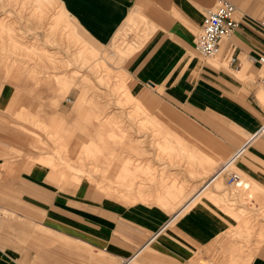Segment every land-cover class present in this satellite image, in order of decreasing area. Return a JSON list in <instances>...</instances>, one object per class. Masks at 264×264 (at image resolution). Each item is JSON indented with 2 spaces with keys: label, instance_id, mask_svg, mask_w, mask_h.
I'll return each mask as SVG.
<instances>
[{
  "label": "crops",
  "instance_id": "crops-1",
  "mask_svg": "<svg viewBox=\"0 0 264 264\" xmlns=\"http://www.w3.org/2000/svg\"><path fill=\"white\" fill-rule=\"evenodd\" d=\"M213 1L0 0V264H198L201 259L264 264V241L255 246L243 239L252 227L246 225L244 212L264 204V64L252 60L264 56V0H229L236 7L238 26L223 40L220 54L207 58L197 53L196 39ZM56 16L61 18L57 24ZM124 35L132 44L118 48L113 59H124V68L138 84L157 85L164 98L167 94L186 107L179 109L181 116L200 129L190 126L178 133L176 129L183 126L178 109L157 93L162 108L157 109L155 132L164 138L162 146L169 106L174 147L183 143L184 133L205 166L214 163V154L217 157L220 172L210 175L183 173L176 167L179 161L170 168L179 181L202 184L177 208L171 203H125L116 198L137 195L135 188L111 182L109 188L106 183L85 184L70 166L84 164L86 145L101 149L105 141L99 139L101 126H96V138L84 144L79 131L69 135L65 128L52 125L54 117L59 122L61 116L78 117L68 104L74 95L52 107L55 94L69 89L68 82L48 71L21 75V69L48 70L52 63L68 68L79 55L83 60L87 40L111 46ZM231 51L237 56L234 63L226 58ZM38 54L54 60L36 62ZM77 62L71 68L80 69L82 61ZM25 117L44 124L45 135L31 125L28 132L35 135L23 130ZM134 131L127 139L132 148ZM207 138L214 146H205ZM43 144L57 156L40 158L45 157L37 152ZM203 146L213 148L212 154ZM23 150L30 154L23 156ZM107 153L102 152L100 164L137 163L133 152L127 151L125 159ZM148 157H141L142 162L146 158L148 164ZM152 163L172 165L166 160ZM234 167L242 170L244 176L239 174L257 197L246 201L247 191L230 182V173L223 171ZM213 181L221 187L212 186ZM150 191L156 195L161 190ZM256 235L251 243L258 242Z\"/></svg>",
  "mask_w": 264,
  "mask_h": 264
},
{
  "label": "rangeland",
  "instance_id": "rangeland-1",
  "mask_svg": "<svg viewBox=\"0 0 264 264\" xmlns=\"http://www.w3.org/2000/svg\"><path fill=\"white\" fill-rule=\"evenodd\" d=\"M217 1L218 0H214L213 5H210L207 9H213L216 6ZM262 10H264V5L262 6L261 11ZM60 19V16H56L55 23L57 24ZM0 26H3L1 22ZM128 41L129 37L124 35L120 38V40L116 41L111 46H99L96 45L94 41L89 39L83 47V60L80 59L82 55H79V59H76L73 63L71 62L72 64H68V68L59 69L56 66V63H52V69H41L36 65L34 61L35 58H31L29 56L30 59H28V61H33L32 64H35L37 68H28L25 70L21 69V75L24 76L27 74L29 76H33L35 72H41L44 75V73L48 71L55 77H58L57 79L62 78L68 82L69 89L60 95L55 94V97L52 100V107L56 108L62 100H64V102L70 101L71 96L74 95L72 102H69L68 104L69 107L74 108L78 117L77 115L61 116L59 118L60 122L59 120L57 121L58 118L54 117L52 119V125H57L59 126V129L62 130L65 128L69 135L72 134V131L74 134L75 130L79 131V134H83L84 136V144L90 139L93 140V138H96V126H101L102 133L99 139L102 141L101 137L105 138V141L102 142L103 144L101 149L88 147L86 145L83 151L84 164L79 166H70V171L82 175V177L86 180L85 184L100 187V183H106V188H109L108 184L111 182L113 184H117L118 187H128L130 189L135 188L138 190L137 195L130 197L126 196L124 193L116 198L125 203L137 201L171 203L172 206H174L173 208H177L181 205V201L186 199L185 195L200 189L202 184L201 182H188L185 180L179 181L178 177H176V172H171L170 168L172 169V167H175L174 163L179 161L176 167L182 168L183 173L187 171L195 177L210 175L213 172H220L219 169L217 170V157L214 154V163L205 166V160L203 157H200V152L197 149L193 150L190 148L188 145L189 143L185 141L184 133H182L183 143H178V147H174V117L172 110L169 111V106H166L165 110L166 133L165 144L162 146L164 138L162 135L157 136L155 131L158 126V117L156 116L157 109L162 108L157 93L162 95L164 98L163 92L158 89L157 85L148 86L147 84H138V81L129 74V70L124 68V59H119L117 61L114 60L112 56L113 52H116L118 48L124 46L126 47L132 44H128ZM197 53L200 54L198 51ZM68 56L69 54L66 55V57ZM40 60L52 61L54 60V56L38 54L36 62H39ZM78 60L82 61L80 64L82 65L81 68H71L72 65L79 64L77 62ZM54 83L59 85L57 80H55ZM142 98L148 99L149 102H147L148 100L145 102L141 101ZM164 99L178 109L179 119L183 123L182 127L176 129L178 130V133H181L179 130H187L190 126H192L195 130H200L195 127V122H190L189 119H185L181 116L180 112L187 109L186 107L182 108V106H180L167 94H165ZM143 103H145L144 105L147 109L143 107ZM147 103L149 104L147 105ZM38 118L39 117L36 119ZM22 125H24L22 126V129L27 132L29 131V125H31L32 128L35 127L36 129L42 131L40 135H45L44 131L47 129L44 124L35 123L34 118L28 117L22 118ZM64 125L66 127H64ZM131 130H137L134 131L135 133L133 134L136 142V147L134 148L131 147L132 144L127 142V139L132 138V133L130 132ZM56 134L54 133V135ZM30 135L35 134L30 133ZM52 135L53 134H49V138L50 136L54 138ZM198 136L204 137L201 134ZM39 137L40 136L37 135L36 138L38 140L42 139ZM26 140L22 139L23 142ZM55 140L59 139H56L55 136ZM205 140L209 141L207 144L206 141L203 140L205 146H214L209 138ZM42 146H44V144ZM205 146H203V149L208 152V155H211V149L213 148L209 149ZM104 151H108V156H120L122 159L126 158L127 151L133 152L135 154V159H137V163H134V166H131L128 163L117 166L113 164H100V160L102 159L101 154ZM29 152L30 150H23V156L29 155ZM37 152L45 153V157L40 154V158L50 159L51 157L57 156L56 153V156H51V152L46 149L45 146L38 149ZM145 156H150L147 158L149 159L150 164H145L144 161H146V158L142 162L143 158L141 157ZM32 159H34V157ZM105 159L106 158H104V160ZM165 160L167 162L170 161L172 165L158 166L153 165L152 163V161L163 162ZM29 162L30 161H28V164ZM48 166L50 167L51 165L48 164ZM76 167L78 169H75ZM205 168L208 169L204 171ZM223 172H228L230 175L232 172H237L244 176L242 170L236 169L235 167ZM195 173H197V175H195ZM96 177H100L104 180L101 181ZM113 177H116V179ZM221 185H216L215 181L212 182V186L215 188H219ZM151 188L156 190L160 189L161 191L158 193L156 192L157 194L155 195V193H152L153 191H150ZM247 193H252L256 196L255 191H248ZM245 200H250V196L246 194ZM244 215L245 218L248 219H246V225H248V223L252 225L249 232L243 238L244 242L246 241L245 243L257 246L260 241H264V204L260 203L259 209L256 211H251L250 213L249 211H245ZM255 235L257 236L258 242L251 243V238ZM198 264H215V262L201 259Z\"/></svg>",
  "mask_w": 264,
  "mask_h": 264
},
{
  "label": "built area",
  "instance_id": "built-area-1",
  "mask_svg": "<svg viewBox=\"0 0 264 264\" xmlns=\"http://www.w3.org/2000/svg\"><path fill=\"white\" fill-rule=\"evenodd\" d=\"M236 7L229 0H220L213 9H209L196 41L198 52L207 58L215 57L221 52L222 42L231 36L238 26L235 18ZM229 62L237 61V56L233 51L226 57ZM253 61H259L264 64V56L252 57ZM240 184V176L231 173V181Z\"/></svg>",
  "mask_w": 264,
  "mask_h": 264
},
{
  "label": "bare ground",
  "instance_id": "bare-ground-1",
  "mask_svg": "<svg viewBox=\"0 0 264 264\" xmlns=\"http://www.w3.org/2000/svg\"><path fill=\"white\" fill-rule=\"evenodd\" d=\"M196 41H197V39H196ZM196 50H197V47H196ZM237 174L240 176V184L239 185L235 184V186L238 187V188H242V189L246 190L247 192L248 191L250 192L251 191V183L249 181L245 180L244 178H242V176L239 173H237ZM253 189H254V187H253ZM248 195L249 196H253L252 193H248Z\"/></svg>",
  "mask_w": 264,
  "mask_h": 264
}]
</instances>
